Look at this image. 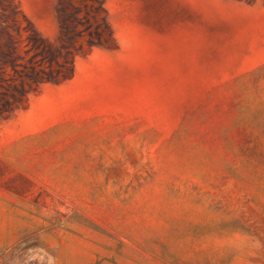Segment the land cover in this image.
Returning <instances> with one entry per match:
<instances>
[{
	"label": "rangeland",
	"instance_id": "obj_1",
	"mask_svg": "<svg viewBox=\"0 0 264 264\" xmlns=\"http://www.w3.org/2000/svg\"><path fill=\"white\" fill-rule=\"evenodd\" d=\"M0 264H264V0H0Z\"/></svg>",
	"mask_w": 264,
	"mask_h": 264
}]
</instances>
